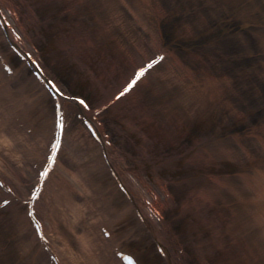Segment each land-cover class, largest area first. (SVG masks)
<instances>
[{
    "label": "rangeland",
    "instance_id": "obj_1",
    "mask_svg": "<svg viewBox=\"0 0 264 264\" xmlns=\"http://www.w3.org/2000/svg\"><path fill=\"white\" fill-rule=\"evenodd\" d=\"M77 1V3L76 0H7L6 2L12 7L15 6L20 13L22 10L24 15L29 16L27 19L32 23L36 39L34 43L35 39L33 40L31 36L30 42L32 41V45L37 46L36 52L39 51L42 56L46 69L49 70L47 73L55 77L59 83L67 85L66 93H81L91 111L99 102L112 101V95L106 97L108 92L131 74L132 66H139L149 59L150 57L144 59L147 53H152L151 57L154 56L152 49L154 39L151 38L153 34L163 41V44L171 41L172 46L165 47L161 44L156 47L154 45L156 47L154 53L157 51L163 53V59L157 64L156 70L150 71L144 81L136 84L133 93L125 100L118 98L113 103L108 104L107 102L108 105L102 108L100 118L106 124L109 134H113L116 138L114 142L116 152L126 160V166L122 164L125 173L131 169L141 170L143 164L148 167V164L152 163L154 167H159L160 175L166 180L171 177L170 181L167 180L170 184L168 194L171 195H169L170 198H166V201L172 203L176 211L163 214L165 218L163 217L162 224H157V228L165 239L167 237L171 239V243L165 246L170 256L173 254L172 260L181 262V264H205L200 253L202 248L207 247L208 250H213V246H217L220 249L218 250L220 257H218L219 260L215 256L213 259L210 258L213 264H264L262 229L252 228L251 222L248 223L250 215L244 208L245 202L238 201L233 190L229 188V185H232L231 181L238 182L239 180L238 167L240 165L246 167L244 172L251 173L260 163L257 164V159H260V156L264 158V153H261L257 140L258 137L264 135V0H246V4L244 0L243 2L240 0ZM224 6L227 8L224 9ZM228 6L233 8L230 13ZM29 22L26 21L28 24ZM26 23L22 21L20 24L25 33L23 35L25 39H27L26 31L31 30ZM40 23H42L41 26ZM165 37L168 38L167 41ZM0 39L3 41L1 34ZM3 43H6V40ZM27 45L30 47L31 44L27 42ZM183 45L188 48H184ZM87 65H89L88 68ZM238 66L243 68L242 71L245 69L247 71L243 72V80L239 82L242 87L237 86V89L239 92L245 91L250 96L249 108L256 111V106H260L259 115L255 111L249 110L250 113L247 114L244 112L247 109H238L241 106L239 100H236L234 104L231 103L230 99L237 94L234 82L238 81L227 80L226 77L229 75L233 77ZM255 69L257 79L250 82L247 79L250 72ZM17 70L18 77H15L12 83L0 80V90H3L2 100L8 101L6 91L9 85L13 91H18L17 87L20 82L29 81L33 84L31 71L28 73L23 65ZM186 70L190 74L187 72L186 75L184 72ZM182 74L188 76L186 80H176L175 77H178L176 75ZM210 79L216 80L217 85L213 88L205 83ZM220 83L228 87H224L221 91ZM195 90L198 93L194 94ZM212 92L215 96L210 101L208 96L212 95ZM221 92H223L222 95ZM51 100L52 97H49L43 101L41 97L36 102L34 111L27 115L29 120H33L32 130L29 127L30 135H26L23 131L21 134L18 132L19 135H13L19 140V145L25 143L27 149L38 145L32 137L36 136V127H39L42 133L47 129L50 123L48 121H51L53 114L51 111L54 103ZM144 103L147 104V108H150L149 105L153 108H151L153 111L151 114L146 110ZM227 105L238 109L237 112L242 116L240 121L244 123L243 126L247 130L246 134L241 130L242 125L232 132H225V128L223 129L231 125L233 122L231 119H234L236 114H233L234 116L228 114V118L224 119L221 110ZM198 110L201 112L199 113ZM40 111L47 117L46 120L37 118L36 125L35 118L38 116H35V113L38 114ZM143 115L150 118L149 122H145ZM27 118L22 114L17 115L10 122L6 121V124L14 130L15 128L23 130L21 126L25 123L22 120H27ZM29 124L31 123H27L26 127ZM77 124H80L79 121L73 119L69 126L75 128ZM211 128L214 130L210 131ZM4 131L3 133H8L7 130ZM233 140H238L244 145L241 148ZM227 144H231L229 148L234 151L233 155L237 157V160L230 161L229 158H225V154H222L221 148H225ZM204 147L211 150L210 152L217 158L207 161V154L201 151ZM15 149H17L16 145ZM196 149H200L199 156L194 152ZM244 150L250 151L251 155L253 153L252 161L248 159V156L246 157ZM62 156V158H68L67 150L63 149ZM191 156L193 160H189ZM170 157L171 159L166 161V158ZM0 159L9 166L7 171L11 174L14 171L18 172L22 164L23 168H30L29 161L25 160L23 153L19 154V161L23 159L22 163L18 161L15 163L16 159L10 162L11 157L7 158L1 153ZM158 159H162L161 161L165 159V162L160 164L162 166L156 164ZM71 160L67 161L69 167L78 165L77 162L80 161L78 155L76 159ZM0 164L2 167L3 164ZM3 169L5 170V166ZM56 170L62 178L69 179L65 171L59 172L57 168ZM146 172H148L147 176L151 177L147 168ZM0 175L4 184V187L0 185L1 192L5 194L3 191L8 189V185L13 191L15 187L8 176L6 174L3 176L2 173ZM126 175L130 176L129 173ZM193 176L202 178L203 182L207 183L206 185H213L211 182L213 179L223 178V176L230 180L227 182L225 178V180L221 179L218 187L222 195L217 202L220 208L212 207L206 210V207H202L198 210L192 207L190 213L184 211L183 201L191 200L188 196L190 189L197 184L199 186L202 184ZM25 177V175L21 177V184L18 185L21 186L22 194L20 195L24 194L23 196L28 197L31 185L28 186L30 182ZM190 178L195 180V185H191L192 182L189 183ZM69 181L72 183L70 179ZM45 193L46 190L44 195ZM48 193L41 200L45 201V198L51 197L55 202L54 196ZM119 196L115 194L114 201ZM73 197V194H69L65 198ZM5 198L1 196L0 202ZM3 205L0 208V264H50L47 259L35 256L32 258V254L36 251V241L31 244V250L22 251L23 248L27 250L32 240L29 238L23 240L25 239L24 232L16 231L17 227L21 226L22 220L26 222L25 218L17 217L18 212L23 210V205L19 211L14 207L6 209L8 203ZM38 210L44 220V205L39 206ZM47 210L52 211L49 207ZM208 214H211L214 223H207L205 219ZM58 217L57 215L55 218L59 223L60 218ZM117 219L112 222L114 233L117 235L116 240L122 239L125 243L127 242L126 237L131 233L134 235L131 239L144 243L143 246L147 251L153 249L149 246L150 243L147 244L148 234L141 237L139 227H135L136 235L131 232L135 222L134 218L133 220L129 218L130 221L126 220L124 227L119 225L121 223L117 222ZM216 221L225 224L227 229L222 240L217 238L220 232L216 230L219 225ZM45 230L47 235V227ZM44 232L42 237L45 238ZM177 232L181 233V236L177 237ZM236 233L241 236L238 243L233 239ZM31 235H34L35 239L39 237L35 234ZM77 239L82 241L80 238ZM146 239H148L147 242ZM174 242L178 245L176 246ZM215 251L217 254V250ZM178 254L180 256L177 257ZM152 257L158 258V255L154 253ZM155 262H157L156 259Z\"/></svg>",
    "mask_w": 264,
    "mask_h": 264
},
{
    "label": "bare ground",
    "instance_id": "obj_2",
    "mask_svg": "<svg viewBox=\"0 0 264 264\" xmlns=\"http://www.w3.org/2000/svg\"><path fill=\"white\" fill-rule=\"evenodd\" d=\"M6 1L7 0H0L1 37H3L4 39L14 37L12 42L16 44V46L18 44V38L19 39L22 38L23 42L21 43L23 44L30 42L31 36L34 40L35 32L34 29L32 28L33 26H31L32 23H30L29 19H27L29 18V16L24 15L25 13L22 10L20 13V11L15 6L14 7L8 6V3ZM67 1H71V0H67ZM240 1L243 2V0ZM77 2L78 1L76 0V3ZM256 2L257 1H255V3ZM244 4H246V0H244ZM228 7H229L228 8L229 13L232 12L233 8H231V6ZM225 8L227 7L224 6V9ZM36 15L37 12L35 13V16ZM27 20L29 24L26 23ZM22 21L26 23V26L31 27V30L26 31L27 39H25V37L23 36L25 33L22 31L21 28L22 26L20 25ZM41 24L42 23H40V26ZM12 33H15L17 37H15ZM151 38L154 39L153 42L154 44L152 48L154 55V51L156 50V47L163 44V41L157 39V37L154 34L152 35ZM167 39L168 38L165 37V41H167ZM33 42L35 43L36 39ZM170 42H168V44H163V46L165 47L172 46ZM23 44L21 45L24 46ZM30 44H31L30 47L29 48L27 47V49H29L30 52H32L31 54H33L35 61L37 62V64L39 63L42 65L41 67L44 68V72L47 75L48 74L47 71L49 70L46 69V65L43 62L42 56H40L39 51L35 53V50H37V46L32 45V41ZM154 45L156 47H154ZM183 47L188 48L185 45H183ZM10 49H11L10 46H8V48H5L3 46L2 48L0 47V80L3 79L5 80V82L7 80L10 83H12L13 81H15L14 78L18 77L17 69H19V67L23 65L28 70L29 73L31 69L33 70L34 64L31 63V61H29V58H25L21 56V59H19V56L18 57L15 56L14 52ZM151 54L152 53L149 54L147 53L146 54L147 57H145L144 59L146 60L147 58L151 57L152 56ZM14 56L16 57L17 60L14 59ZM170 56L173 55L170 54ZM136 66L137 65H135V67ZM88 67L89 65H87V68ZM135 67L132 66V72H134ZM242 69L241 66H238L237 69H235L234 71L235 74L233 75V77L229 75L230 78L229 76H227L226 78L227 80L231 79V81H238V82H234L235 84L234 89L237 92V94H235L233 99H230L231 103L234 104L236 100H239L241 102V106L238 109L240 108L244 110L247 109L244 112L245 113L247 112L248 114L250 113V111L254 112L255 109L251 107L249 108L248 103H250L249 101L250 96H248V94L245 91L239 92L237 89V86H239L240 88L242 87V84L239 82H242L243 80L242 78V76L244 75L243 72L245 71L246 73L247 71V69L243 71ZM155 70L156 68L154 67L153 71ZM180 72H183V70H180ZM184 72L186 75L187 72L190 74L188 70ZM250 73L251 74L247 80L250 82L256 81L257 70L256 69L252 70ZM131 74H129L130 77H128L129 75H127L126 78L120 84L117 85V87H115L113 90L108 92L106 97L108 98L109 96L112 95L111 102L105 100L102 103L99 102L98 105H95L93 107L94 109L96 108V112L99 111V109L103 108L104 105L107 106L108 104L114 102L115 100L114 97L117 95V92L122 91L124 86L127 84V82L131 80L130 79L132 76ZM176 76H178L175 77L176 80L178 79V81H182V80L185 81L186 77H188L183 74L180 76L179 75ZM50 80L52 81L51 78ZM51 81L49 83L53 85ZM32 82L33 84L29 81L25 83L20 82V84H18L17 87L18 91H13V88L9 85V89L6 91L8 101L1 99V92L3 90H0V103H1L0 153L3 154V156H7V158L11 157V159L9 160L10 162L11 160L13 161L14 159H16L14 160L15 163H17V161L21 163L23 162V159H20L19 161V154L23 153L25 160L29 161L36 159L40 161V164L37 166V168L42 170V168L44 167L42 166L43 163L47 162L46 157L50 158L51 160V155L56 151L55 146L58 144L57 141L55 142L57 144L52 143L51 145L50 144L51 139H50V142L48 143V145H46L47 142L45 141L47 140L48 134H51V129L56 128L54 124L52 125V122L49 120L48 122L50 123H48V127L44 133L39 131V127H36V136L32 137V139L34 141H37L38 145H34L32 149H27L25 147L27 146L25 143L23 145H19L18 143L19 140L14 138L13 135L21 134L22 131L21 129L15 128L14 130L12 129V127L6 124V121L10 122L17 115L20 116L22 114L23 117L27 118V115H29L31 111H34L36 102L39 101L41 97L43 98V101H46L47 99H49V97L51 98V94L49 92L50 88H46V86L44 85L45 83L44 84L41 83V79L38 80L35 76H33ZM205 83L208 86L210 85V87L212 88L215 85H217L215 84L216 83L215 79L213 81L211 79L206 80ZM220 85H221V89H220L221 91L224 90V87H228V85H225L223 83H220ZM20 88L23 89V90L21 89L22 92L19 91ZM57 88H59V91L60 90L62 91L63 89L65 90L68 89L66 84L65 85L57 84ZM57 88H55L56 89L55 92L59 93ZM118 88L119 90H117ZM193 93L194 94L198 93V91L195 90ZM222 93L223 92H221V95ZM76 95L77 97L84 98L82 94L79 92L78 94L76 93ZM214 96L215 94L212 92V95L208 96V100L211 101L212 98H214ZM121 99L125 100L124 97H122ZM186 99L184 101H186ZM58 100L64 101L67 106L70 105L69 108L67 107L68 110L64 109V111L66 112L65 113L63 112V119L66 118V121H68L69 124L70 121L73 119L75 121H79L80 124H77L75 128H73L72 126L71 127L67 126V128H64L63 130L64 137L62 138V142H61V144H63L62 146L63 148L61 147L59 148V152L57 153L56 163L55 165L52 164L54 167L53 170L55 171L52 172L51 170L49 172L48 177L46 179L44 178L43 180H41L42 185H44L45 181L47 182L46 184L47 188L45 187L46 188L45 195L49 192L50 196L53 195L56 201L54 202V199H51V197L49 199L45 198L46 201H41L38 199L39 200L38 205L40 207H43L44 205L45 214H43V218H44L43 220L42 216L40 215V212H38L39 210L38 209L35 210V208H33V204L31 203V201L27 200L28 202H26L25 200H23L24 201L23 203L22 201H20L17 195L13 194L12 192L9 195L7 193L5 195L7 201L10 202L6 206V209L10 207H14V209L17 208V210L19 211L21 209V205H23L24 207L23 210L18 212L17 217H19V219L26 218L27 215L26 213L28 212L30 213V215H32L31 216L32 218L30 219L34 224L33 230L31 229L30 227L31 225L28 220L26 222L22 220L21 226L17 227L16 229V231L19 230L24 232L23 234L25 235V239L23 240H27L28 238L32 239L31 242H29L28 248H26L27 250L23 248L22 251L27 252L28 249L31 250L30 247L32 246L31 244H33L36 241L35 244L36 251L35 252L33 251L34 253L32 254V258L34 256L37 258L38 257L44 258L45 260L46 259L49 260L50 264H129L128 260L125 258L126 256H129V254L126 253L124 255H121V253H124L125 250L129 252L130 255L136 254L135 258H133L136 261V264H156L155 259L157 260L158 264H165L164 262H166V264H180L177 261L174 262L172 260L173 254H171L172 258L169 257L170 254L165 246V244L167 245V243L168 244L171 243V239L169 237L165 239L163 235L160 234V231L157 228V224H162L164 217L163 214H171L172 211H176L175 206L172 203L166 201V198H170L169 195H171L168 194L169 192L168 189H170V184L167 183L168 181L171 180L170 179L171 177L168 178L167 181L165 177L160 175L159 167L158 166H157L158 168L154 167L152 163H150V165L148 164V167H146L143 164L142 165L143 168H141V170H137V171L136 170L133 171L132 169L129 170L128 173L130 174V176H132L131 178H129L130 176L128 175L125 176V174L128 173H125L122 164L125 165L126 160L122 155H119L116 152V148L114 147V142L116 138L114 137V135L111 133L109 134V130L106 131V134L102 131L103 129H105L103 127H106L107 129L106 124L103 121L102 122L104 124L103 123L102 124L99 123V125L97 123L93 124L91 120L90 111L88 112L81 104L78 105L77 103L75 102L73 103L72 101H68L67 99L64 100L63 98L60 99V97L58 98ZM233 104L230 105L232 106ZM7 105L12 107L8 108ZM140 105H142V103H140ZM144 105L146 106V110L150 112L149 114H151L153 112L151 110L152 107L148 104L150 108H147L146 103H144ZM230 105H227L226 108L221 110L224 119L228 118L229 116L228 114L233 115L236 113L235 116L233 115L234 119H231L233 120L231 125L230 126L225 125L227 127H223V129L225 128V132H229V131L232 132V130L236 128L238 129L239 126L241 125L243 126L244 124L243 122L240 121L242 116L237 112L238 109H235L236 107L232 108ZM259 109L260 106L257 105L255 112H257L258 115L261 112V109L260 110ZM198 112L200 113L201 110H198ZM35 116H38L35 118V123L37 118L38 119L42 118L43 120H46L47 117L46 114L42 113V111L38 112V114L35 113ZM143 117L145 119V122H149L150 120L149 117L145 115H143ZM52 118H53V114L51 120ZM84 119L86 120V122L90 123L89 129H86L84 125L86 124V122ZM25 121L26 123H31L29 124V127L32 130L33 120H29L27 118V120L25 119ZM4 130H7L8 133H3L5 132ZM213 130L214 129L211 128L210 131ZM241 130L244 131V133L246 134L247 130H245V126L241 127ZM51 136H53V133ZM21 139L23 138L21 137ZM257 140L259 142V146H260L259 149H261V153H264V135L258 137ZM233 141L236 144L238 143L237 145H239L241 148L242 145H244V143H240L238 140H233ZM14 144L17 146V149H15ZM230 145L231 144H227L225 148L223 147L221 148V150L223 151L222 154H225V158H229L230 161L237 160V157L233 155L234 151H232L231 148H229ZM62 149L67 150L69 154L68 158L66 157V159L65 158L60 159L59 153L61 152L60 150ZM73 149H75V151ZM76 149L78 150V153ZM202 149L201 151L207 154L206 156L207 161L208 160L212 161L217 158L216 155H213L210 152L211 150L209 149L207 150V148L205 147ZM199 151L200 149H196L194 151L197 156L200 155ZM244 153L246 157L247 156L249 157L248 159L250 161L253 160L252 159L253 153L252 155L250 151H246ZM77 155H78V159H80V161L78 160L77 162L78 165L74 167L73 166L69 167L68 166L69 162L72 161L71 160L72 158L76 159ZM196 155L194 156L196 157ZM169 159H171V157L166 158V161H168ZM256 159L257 158H255V160ZM68 160L69 162H67ZM161 160L162 159H158L156 161L158 163L156 164L160 165L162 164V162H165V159L164 161ZM189 160H193V156H191V159ZM0 163H2L3 166H5V170H4L3 166L1 167L0 164V168H1L0 173H2L3 176L6 174L10 179V181L14 184L16 191L22 194L20 188L21 186L18 185L21 184L20 182L21 177L23 178V176L25 175L26 176L25 179L28 182H30L28 186H30L32 183L31 180L35 175V171H32L30 168H23V164H22V167H20V170L18 172L14 171L11 174L9 171L10 173L9 174L7 171L9 166L6 164V162L4 164V162L1 161L0 159ZM258 163L259 165L257 169H254V171L251 173L244 172L246 167L244 168L241 167L240 165L238 167V170H240V172L238 171L240 176L239 180L238 182L231 181L232 185H229V188L230 190H233L238 201L241 200L245 202L244 208L250 215L248 217L249 219L248 223L251 222L250 224L252 228H258V229L261 228L262 229L261 235L263 237L264 236V158L263 157L261 158L260 156V159H257V164ZM56 168L59 170V172L65 171V174L72 181V183L66 177L62 178L61 175L57 174ZM146 168L148 169V171H150L149 175H151V177L147 176L148 172L145 173ZM152 170L155 173L152 172ZM33 173L34 175H32ZM249 174H251L252 176L250 177ZM54 176L56 179L54 178ZM87 177H89L90 179H88ZM193 178L197 179L199 183L202 182V184H200V186L198 184L195 185L196 184L194 182L195 180L191 178L190 181L188 180L189 183L190 182L193 183V184L191 183V185H195L196 187L195 186L192 187V189H190L189 191L190 193L188 194V196L191 198V200L189 201L186 199L185 201H183L184 202L183 208H185L184 211L186 213H190L191 212L190 209L192 207H195L198 210H201L202 207H206L205 208L206 210L211 209L212 207L220 208L217 202L222 197V195H220V191L218 187L221 183V179L225 180L226 177L223 176V178L219 177L217 179H213L211 181L213 182V185L210 184L206 185L207 183L203 182V179L200 177L196 178L195 176H193ZM2 179L3 178L0 175V180ZM225 181L229 182L230 180L226 179ZM129 183L131 185H129ZM69 194H73L74 197L71 199L65 198ZM115 194H118L120 196L117 198V200L114 201ZM45 195L43 194V196ZM1 196H4V194L1 192L0 189V197ZM3 204L6 203L5 202L2 203L1 200L0 208L4 206ZM48 207L52 209L51 212L47 210ZM186 208L188 210H186ZM33 212H35V215L32 214ZM201 213L204 214L203 212ZM57 215L59 216L58 219L59 218L61 219V221L59 219V223L55 218ZM130 216H132V218ZM116 218H118L117 222H120L121 224L119 225L122 227L125 226L126 220L130 221L131 219L133 220L134 218L135 222L131 232L135 234V227H139L138 229L141 234V237H143L145 234L146 235L148 234L149 242H147L148 239H146L145 241L147 242V244L150 243L151 245L149 244V246L153 249L147 251L145 249V246H143L144 243H140L139 240L136 242V240L131 239L132 237H134V235L131 233L126 237L128 243L126 241L124 243L122 239H119L120 241L116 240L117 235L114 233V226H112L113 225L112 222H114V219ZM205 220L207 221L208 224H211L213 222L211 219V214H208ZM216 223L219 224L218 227L216 226L217 227L216 230L217 231L219 230L220 232L219 234L220 236L217 238L221 239L225 235L224 233L225 231H227V229L224 226L225 224H223L222 222L220 223L216 221ZM58 225L60 226V228L62 226L61 230ZM46 227L48 233L47 235L44 232L46 231L45 230ZM36 229L40 230V234L44 232V235H46L44 239H42V237L38 238L39 243H38V239H35V237L31 235L34 232V230L37 231ZM170 229L172 231L174 230V228H170ZM237 234L238 233L233 235V239L236 241V243L239 242L241 237L239 234L237 236ZM176 235L177 237H179L178 235L181 236V233L179 234V232H177ZM41 236H43V234H41ZM75 237L82 239V241L78 240L77 238L75 240ZM119 242H121V244ZM81 243L82 245H80ZM174 244L176 246L178 245L176 242H174ZM215 250H217V254ZM218 250L220 249L217 246H213V250L212 249L208 250L207 247L202 248V251L200 253L203 260H205L206 262L205 264H213V261L211 262L210 260V258L213 259V256H215V258L217 259L218 257H220V252H218ZM153 252L158 255V258L152 257L154 254ZM178 256H180V254H178L177 257ZM179 258L181 259L182 257ZM163 259L165 260L164 262Z\"/></svg>",
    "mask_w": 264,
    "mask_h": 264
},
{
    "label": "snow or ice",
    "instance_id": "obj_3",
    "mask_svg": "<svg viewBox=\"0 0 264 264\" xmlns=\"http://www.w3.org/2000/svg\"><path fill=\"white\" fill-rule=\"evenodd\" d=\"M160 59L162 60L163 57H161ZM154 63H159V60L154 61ZM152 66H153L152 64H149L147 67H142V68L139 69V73H138V75L136 76L135 79H133V80L131 81L130 85L128 86V91H129V92H131V91L133 90V88L136 86V84L138 83V81H139V80H140V79H141V78H142V77L148 72L149 68L152 67ZM54 86H55V84H54ZM57 90L59 91V88H57ZM121 95H124V93H122ZM81 102H82V103H85V104L87 103L86 101H81ZM60 120H61V122H60L59 127H60V129H61V135H63V129H64L63 114H61ZM55 148H56V151L51 155V161H52V164H53V165H55V163H56L57 153L59 152L60 145L57 144V145L55 146ZM51 170H52V169L49 168L48 170H46V171H44V172L42 173V175H43V177H44L45 179L48 177L49 172H50ZM32 214L35 215V212H33ZM41 234H43V233H41ZM109 235H110V233H109ZM121 255H124V253H121ZM125 258L128 260L129 264H136V261L133 259V257H132L131 255L126 256Z\"/></svg>",
    "mask_w": 264,
    "mask_h": 264
}]
</instances>
